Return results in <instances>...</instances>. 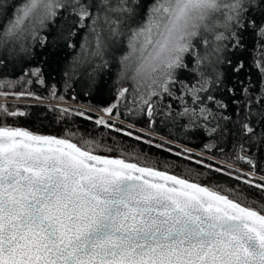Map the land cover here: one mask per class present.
Segmentation results:
<instances>
[{"label": "snow or ice", "instance_id": "6c2138e0", "mask_svg": "<svg viewBox=\"0 0 264 264\" xmlns=\"http://www.w3.org/2000/svg\"><path fill=\"white\" fill-rule=\"evenodd\" d=\"M136 8L146 13L140 23L134 19ZM65 11L74 18V28L87 30L76 64L102 59L105 30L113 39L122 34L125 22L138 24L129 26V51L121 58L120 76L134 81L136 112L149 118L156 114L153 98L173 95L177 71L188 66L186 57L194 60L200 80L198 87H182L193 104L203 105L199 93L219 81L216 65L224 42L239 46V32L249 21L264 36V0H152L148 7L143 0H23L19 5L0 0V63L17 49L31 53L37 44L44 47L55 32L47 30ZM253 13L261 17L259 22ZM74 35L69 30L68 36ZM57 39H64L63 33L53 42ZM202 65H211V73L206 75ZM258 66L264 72V65ZM29 75L39 80L40 70ZM6 86L11 82L0 81V88ZM128 91L120 89L117 100ZM9 95L33 94L0 91V96ZM117 108L113 104L103 111L111 116ZM25 115L0 105V121ZM180 115L207 120L210 112L185 105ZM95 123L115 127L103 118ZM101 150L94 141L77 143L69 136L0 123V264H264V203L122 155H101ZM261 181L244 182L264 193V177Z\"/></svg>", "mask_w": 264, "mask_h": 264}, {"label": "trees", "instance_id": "16d2710c", "mask_svg": "<svg viewBox=\"0 0 264 264\" xmlns=\"http://www.w3.org/2000/svg\"><path fill=\"white\" fill-rule=\"evenodd\" d=\"M13 2L19 5L23 0H8L9 4ZM151 2L143 0V5L148 7ZM12 12L13 9L9 8L7 15H12ZM253 15L259 22L261 17L257 13ZM141 17L146 19L144 8H136L134 19L140 23ZM129 26L135 28L138 24L125 22L122 34L113 39L108 38L106 30L103 32L106 47L102 59L90 57L88 63L76 64L74 61L82 53L80 45L84 43L87 30L74 28V18L63 12L47 30L52 32L54 29L55 32L49 35L44 47L37 44L31 53L17 49L0 63V81L12 84L11 87L0 88V91L33 94L31 97L0 96V105L26 113L0 123L43 135L69 136L77 143L94 141L100 145L101 155H122L133 162L218 187L227 193H238L249 202L264 203V193L244 182L252 181L254 185L261 183L264 177V72L258 66L264 65V36L260 29L249 21L248 27L239 32V46L233 40L224 42L221 62L216 65L220 78L218 82L210 83L207 91L199 93L204 100L203 105L193 104L191 95L185 94V87H198L200 80L198 72L193 71L196 67L194 60L189 61L186 57L188 66L177 71L173 95L153 98L157 104L156 114L149 118L136 112L134 81L120 76L121 58L129 51ZM69 30H74L76 35L69 37ZM57 33H63L64 39L53 42ZM68 43L76 46L67 47ZM198 51L203 54L205 50L199 47ZM37 68L40 70L39 80L29 75ZM201 70L206 75L210 74L211 65H202ZM131 75L130 71L128 76ZM122 88L129 91L126 98L117 100L118 91ZM209 95L213 100L206 99ZM181 96L183 100L179 98ZM113 104H118L114 114L103 117V109ZM185 105L197 109L204 106L210 115L207 120L203 117L189 119L180 115ZM80 112L84 115H78ZM100 118L114 123L115 127L97 125L95 121ZM245 124L253 131L246 132ZM128 132L132 135H126ZM137 136L141 139L137 140ZM238 155L246 159L238 160ZM189 156L191 159L187 158ZM196 160L203 163L197 164ZM248 160L252 163L249 164ZM205 165H212V168ZM216 167H222L223 172H216ZM237 176L242 179H236Z\"/></svg>", "mask_w": 264, "mask_h": 264}, {"label": "rangeland", "instance_id": "374dc122", "mask_svg": "<svg viewBox=\"0 0 264 264\" xmlns=\"http://www.w3.org/2000/svg\"><path fill=\"white\" fill-rule=\"evenodd\" d=\"M101 115H102L103 117H108V115H107L105 112L101 113Z\"/></svg>", "mask_w": 264, "mask_h": 264}]
</instances>
